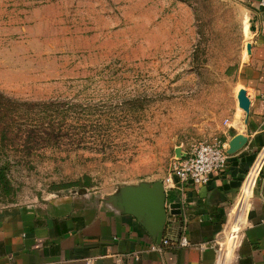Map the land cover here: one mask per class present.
<instances>
[{
  "label": "rangeland",
  "instance_id": "374dc122",
  "mask_svg": "<svg viewBox=\"0 0 264 264\" xmlns=\"http://www.w3.org/2000/svg\"><path fill=\"white\" fill-rule=\"evenodd\" d=\"M242 40L232 0H0V90L84 108L78 146L16 157L0 208L164 178L234 114Z\"/></svg>",
  "mask_w": 264,
  "mask_h": 264
},
{
  "label": "crops",
  "instance_id": "0c3cea01",
  "mask_svg": "<svg viewBox=\"0 0 264 264\" xmlns=\"http://www.w3.org/2000/svg\"><path fill=\"white\" fill-rule=\"evenodd\" d=\"M232 3L243 37L235 91L237 86L246 90L250 110H240L235 95L236 110L216 134L227 148L235 135L247 138L240 150L228 154L225 170L207 184L186 187L181 214L168 216L160 238L144 217L138 218L124 206L129 198L124 187L106 194L97 190L53 194L41 202L0 208V264H86L89 259L96 264L214 263L217 246L203 249L200 244L210 242L222 230L228 211L240 197L242 205L231 216L238 212V221L243 220L251 196V182L247 179L245 183V179L264 149V10L257 0ZM246 11L257 18L250 37L246 36L249 24L243 20ZM248 42L251 52L246 56ZM166 194L169 204L182 196V191L178 185ZM248 221L235 264H264V161L251 196ZM184 232L189 246L168 245L161 251L152 248L161 245L165 237H179ZM231 247L229 241L227 256Z\"/></svg>",
  "mask_w": 264,
  "mask_h": 264
},
{
  "label": "trees",
  "instance_id": "16d2710c",
  "mask_svg": "<svg viewBox=\"0 0 264 264\" xmlns=\"http://www.w3.org/2000/svg\"><path fill=\"white\" fill-rule=\"evenodd\" d=\"M79 108L84 109L58 99H18L0 90V198L11 201L15 196L11 173L16 157L77 143L71 120ZM83 181L91 185L88 177Z\"/></svg>",
  "mask_w": 264,
  "mask_h": 264
},
{
  "label": "built area",
  "instance_id": "2783aa9c",
  "mask_svg": "<svg viewBox=\"0 0 264 264\" xmlns=\"http://www.w3.org/2000/svg\"><path fill=\"white\" fill-rule=\"evenodd\" d=\"M258 7L264 10V0H257ZM228 119L225 124L228 123ZM227 143H224L220 138L215 137L212 140L198 141L191 145V148L183 157H175L169 173L163 178V183L166 192L176 188L178 185L181 188L182 196H179L182 202L185 201V189L187 186L192 185L198 187L202 184H207L211 177L225 170L228 162V148ZM264 161V149L260 152L259 157L246 176L245 183L251 182L250 194L252 196L255 183L257 181L262 162ZM244 183V185H245ZM244 188V186H243ZM243 191V189H242ZM251 196L243 209L245 215L243 220L238 221L237 214L232 215V211L238 209L242 205L241 197L230 208L227 213V217L224 222L222 230L214 237L213 240L207 243L200 244L201 248L206 246H217V255L213 264H235L238 259V247L242 240V235L250 225L248 221L249 207L251 206ZM246 208V209H245ZM241 209V208H240ZM238 223L237 227H234ZM234 240V242H233ZM230 241V245L233 246L230 249V254L227 256L223 250V247H227ZM191 244L189 237L184 232L179 237H165L162 240L161 245L152 246L155 250H163L164 246L178 245L186 247ZM86 264H96L95 260L89 259Z\"/></svg>",
  "mask_w": 264,
  "mask_h": 264
},
{
  "label": "water",
  "instance_id": "95a60500",
  "mask_svg": "<svg viewBox=\"0 0 264 264\" xmlns=\"http://www.w3.org/2000/svg\"><path fill=\"white\" fill-rule=\"evenodd\" d=\"M256 19V15L251 12V32L255 31ZM247 49L250 53L251 44L249 42L247 43ZM237 99L239 107L244 112L249 113L250 99L244 88L238 91ZM246 142L247 138L243 134L235 135L229 142L227 152L229 154L237 152ZM175 152L178 157L186 155L180 147H177ZM124 190L129 196L125 200L124 206L130 208V211L138 218L144 217L149 227L158 234L159 238L163 235L168 216L171 214L179 215L182 212L180 197L167 204L169 196L166 194L162 180H157L151 184L143 182L136 186H126Z\"/></svg>",
  "mask_w": 264,
  "mask_h": 264
},
{
  "label": "bare ground",
  "instance_id": "6f19581e",
  "mask_svg": "<svg viewBox=\"0 0 264 264\" xmlns=\"http://www.w3.org/2000/svg\"><path fill=\"white\" fill-rule=\"evenodd\" d=\"M248 16L250 17V21H249V33H250V36H252L253 32H251L250 28H251V12L248 13ZM238 100V99H237ZM239 106V105H238ZM242 109V108H241ZM227 250V247L225 249V254H226V251Z\"/></svg>",
  "mask_w": 264,
  "mask_h": 264
}]
</instances>
